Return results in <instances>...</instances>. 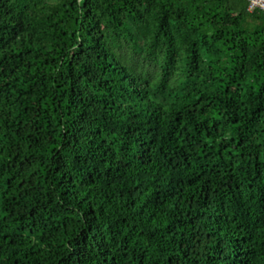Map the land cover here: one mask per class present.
Segmentation results:
<instances>
[{
  "label": "trees",
  "instance_id": "trees-1",
  "mask_svg": "<svg viewBox=\"0 0 264 264\" xmlns=\"http://www.w3.org/2000/svg\"><path fill=\"white\" fill-rule=\"evenodd\" d=\"M248 6L0 0V264H264Z\"/></svg>",
  "mask_w": 264,
  "mask_h": 264
},
{
  "label": "built area",
  "instance_id": "built-area-1",
  "mask_svg": "<svg viewBox=\"0 0 264 264\" xmlns=\"http://www.w3.org/2000/svg\"><path fill=\"white\" fill-rule=\"evenodd\" d=\"M248 1H249V6H248L249 11L258 9L264 12V0H248Z\"/></svg>",
  "mask_w": 264,
  "mask_h": 264
}]
</instances>
